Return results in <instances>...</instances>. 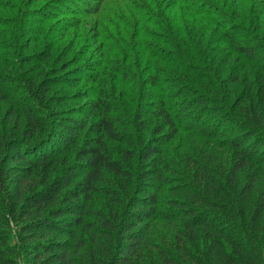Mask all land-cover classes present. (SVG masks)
I'll return each mask as SVG.
<instances>
[{
  "label": "trees",
  "instance_id": "16d2710c",
  "mask_svg": "<svg viewBox=\"0 0 264 264\" xmlns=\"http://www.w3.org/2000/svg\"><path fill=\"white\" fill-rule=\"evenodd\" d=\"M0 264H264V0H0Z\"/></svg>",
  "mask_w": 264,
  "mask_h": 264
},
{
  "label": "rangeland",
  "instance_id": "374dc122",
  "mask_svg": "<svg viewBox=\"0 0 264 264\" xmlns=\"http://www.w3.org/2000/svg\"><path fill=\"white\" fill-rule=\"evenodd\" d=\"M74 5H69L68 7L69 8H72ZM43 10H45V9H43ZM52 10H54V9H52ZM55 11V10H54ZM48 12H51L50 10L48 11ZM187 122H189V120H187ZM231 124H233V125H236L238 122L236 121V120H232L231 122H230ZM190 124V123H189ZM238 125V124H237ZM223 138L219 141L221 144H223V139H225V138H230L231 137V135H227L226 137H224V135L222 136ZM232 138V137H231ZM184 140V139H183ZM176 145H177V147L178 148H180L181 146L179 145V143H176ZM184 147H187V148H189V147H191L192 148V150H203L204 152H210L211 150L209 149V147L207 146V144H206V142L205 141H200L199 139H190V140H188L187 142H186V140H185V142L183 143V148L181 147L180 148V151L182 152V151H184ZM174 185H182V184H180V181L178 180L177 182L175 181V183H174ZM183 186V185H182ZM166 208H170V209H165L166 211H169V210H174V206L172 207L171 205H166ZM216 212V211H215ZM11 228L13 229V230H15L16 229V227H15V225H11Z\"/></svg>",
  "mask_w": 264,
  "mask_h": 264
}]
</instances>
